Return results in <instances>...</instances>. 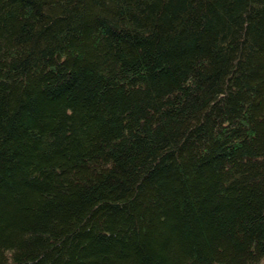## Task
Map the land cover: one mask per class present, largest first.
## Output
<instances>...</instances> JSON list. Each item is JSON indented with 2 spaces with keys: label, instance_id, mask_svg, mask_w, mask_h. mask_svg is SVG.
Listing matches in <instances>:
<instances>
[{
  "label": "trees",
  "instance_id": "trees-1",
  "mask_svg": "<svg viewBox=\"0 0 264 264\" xmlns=\"http://www.w3.org/2000/svg\"><path fill=\"white\" fill-rule=\"evenodd\" d=\"M0 264H264V0H0Z\"/></svg>",
  "mask_w": 264,
  "mask_h": 264
}]
</instances>
